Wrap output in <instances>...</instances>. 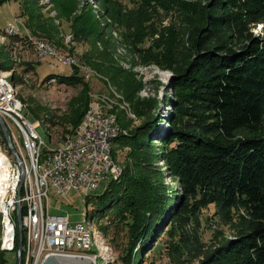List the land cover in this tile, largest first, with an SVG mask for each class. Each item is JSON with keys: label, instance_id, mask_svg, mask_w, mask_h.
<instances>
[{"label": "trees", "instance_id": "obj_1", "mask_svg": "<svg viewBox=\"0 0 264 264\" xmlns=\"http://www.w3.org/2000/svg\"><path fill=\"white\" fill-rule=\"evenodd\" d=\"M18 1L25 36L61 49L55 18L43 12L46 2ZM97 1L105 3L117 25L130 67L120 62L115 40L89 5L73 19L74 40L92 49L83 63L126 101H133L142 86L134 64L171 70L173 109L165 118L155 113L156 99H144L145 119L129 132L123 111L115 110L122 130L113 139L112 155L116 159V147L125 145L132 162L124 163L122 175L108 181L101 194L86 197L85 205L93 206L89 215L103 221L101 230L114 247L118 236L112 234L121 228V264H138L167 225L165 250L172 264H264V31H254L264 24V0H140L131 8L118 0ZM47 2L71 21L75 0ZM83 16L89 27L81 23ZM73 69L45 79L77 84L82 77ZM85 98L64 117L70 123L64 134L79 124L90 104L88 92ZM142 103L136 101L134 108ZM2 133L0 126L5 140ZM158 161L166 164L176 187L165 183ZM210 205L209 218L229 224L235 233L207 246L198 227ZM6 261L0 249V264Z\"/></svg>", "mask_w": 264, "mask_h": 264}, {"label": "built area", "instance_id": "obj_2", "mask_svg": "<svg viewBox=\"0 0 264 264\" xmlns=\"http://www.w3.org/2000/svg\"><path fill=\"white\" fill-rule=\"evenodd\" d=\"M88 5L92 7L99 26L115 40L120 62L129 67L130 58L121 44L117 25L106 10L100 8L97 0H89ZM6 32L17 34L18 29L11 24ZM28 39L38 55L54 58L59 64L77 67L85 80L98 75L88 66L81 65L74 56L56 53L51 45L40 38ZM50 66L53 68L54 64ZM134 68L139 74L151 70L161 74L162 83L171 74L154 64H134ZM151 77V74H147L145 79ZM162 83L158 85L161 89L164 88ZM148 88L144 86L140 89L139 95L148 97ZM109 89L89 92L90 104L77 127L56 146L49 147L23 113V104L17 98L14 85L0 69V116L14 148L12 151L6 140L3 142L5 147L2 149L0 146V188L6 190V193H0V249L6 254L10 253L5 264H42L47 255L83 257L93 264H96L97 257L103 260V264L110 260L111 250L102 243V235L94 230L93 216L89 215L87 209L82 212L81 220L71 221L68 213H49L48 204L50 189L56 196H65L76 190L86 193L88 197L102 182L117 180L121 176L123 169L112 155V142L122 130L115 110L126 107L123 97L111 87ZM49 134L51 137L50 131ZM18 216L21 236L17 227ZM19 238L23 240L21 253L18 251ZM92 244L97 247L98 253H90Z\"/></svg>", "mask_w": 264, "mask_h": 264}, {"label": "rangeland", "instance_id": "obj_3", "mask_svg": "<svg viewBox=\"0 0 264 264\" xmlns=\"http://www.w3.org/2000/svg\"><path fill=\"white\" fill-rule=\"evenodd\" d=\"M118 1L122 2L124 6L131 8L135 4L137 5L140 0ZM75 2L76 6L70 17L71 21L66 20L65 14L59 16L57 11L54 9L53 4L49 2H46V8L43 9V12L46 16L51 17L52 15V17L55 18L54 21L58 27V37L60 38L61 49L56 50L54 48L56 53L62 55L66 53L70 54L77 58L78 62L81 63V65H85L82 61V56L86 53H89L92 49L88 42H77L76 40H74L75 36L73 19L78 14L80 15L82 13V10L89 9L88 6L86 7L89 0H75ZM99 6L102 10H104V8L106 10L105 3L102 4L99 2ZM91 10L93 11V9ZM19 12L20 5L18 0H10L0 3V65L2 66L0 68L1 71L5 75H7L9 82L14 85L17 98L23 104V113L29 118L30 122L33 123L36 131L39 133L44 143L49 147H54L56 146V143L64 138V136L67 134H64V132H66L65 130L70 126V123L67 122L66 119L64 120V117L67 116L68 113L70 114L71 109L77 108L80 105L81 97L84 101H86L85 95L87 94V92L89 94V92L91 91H108L110 90V87L114 91H116V89L113 86L108 87V79H103V76H101L97 72L95 73L98 75L92 77V79L90 80H85L81 75L82 80L80 78L81 81L74 85L59 84L55 80L53 81L52 79H45L48 75L53 73L70 75L73 73L74 69L68 64L61 65L57 63L54 58L52 59L49 57H41L37 54L36 48L28 39L29 37L25 36V34L27 35L28 33L25 26L23 25L22 19L18 17ZM83 18L84 16L82 17L81 23H84L87 27H89L90 21H87V17L84 19ZM164 20L167 21L169 19L164 18ZM11 24L17 27V34H10L6 32V28ZM254 31L256 34H261L264 31V24L257 25ZM91 37L92 36L88 37V41L92 40ZM98 43L96 45L101 46L98 45ZM134 55L133 58L135 60L137 59V57L136 55ZM128 57L130 58L129 55ZM124 58L126 59L127 57L125 56ZM50 64H54L53 68L50 66ZM133 70L136 72L137 80L142 84L140 89L144 88V86L146 88L149 87L147 89L149 91L148 97L156 99L157 107L155 109V113L168 118V111H171L173 109L168 101L169 99H171L170 97L173 93V88L169 87V85L171 83V80L173 79L174 73L171 70H168L171 72L170 76L168 77L169 79H167L165 83H162L160 81L161 74L159 73L155 74L151 70L150 72L147 71L148 73L142 72L141 74H139L135 70V68ZM78 74H81L79 70ZM147 74H151L152 77L146 80L145 76ZM159 82L160 85L162 83L164 87L163 89H161V87H158ZM139 91L138 94L133 97V101H126L123 98V105H125L126 107L125 109H117L123 111V114L125 115V122H128V126L124 129V131L126 132L135 130L136 126L138 127L145 119V111L143 108L144 105L142 102L148 97H141L139 95ZM118 93L120 94V92ZM120 95L123 97L122 93ZM136 101L137 103H142L140 108H134V104ZM31 110L35 111L37 117H34L30 113ZM164 122L165 121L163 120L161 124L162 127L166 126ZM46 126H48V128ZM49 131L52 135L51 137ZM4 141L5 140L0 137V146L2 149L3 147H5V144H3ZM128 150V147H125V145L116 147V160L122 169L124 163L132 162L131 154H129L132 152ZM156 164L160 167L161 170L165 171V169L167 168L166 164L163 161H158L156 162ZM164 173L165 177L163 179L165 183L169 186L176 187L174 178L167 174L166 171ZM107 182L108 181L102 182L103 184L98 186V188L94 190L90 195L101 194L108 184ZM48 195V204L50 206L49 213H68L71 215V221L81 220L82 212L87 209L91 214L90 211L93 209V206H91V204H89L88 206L85 205L84 200L86 197V193L84 192L72 190L65 196H56L50 189ZM213 207L214 206L210 205V207L204 209L200 214L201 221L199 222L198 231L199 233H201V240L207 246L217 244L220 240H222V237L230 238L235 233L229 224H222V222H220L216 217L214 219L209 218L213 214ZM92 216V225L94 227V230L98 234L102 235L104 240V242L102 243L107 244L109 246V251L111 250V253L109 254L111 258L107 261V264H121L119 261V253L121 251L120 238L124 239L125 237L123 236L122 231H120L121 228L118 229V234H112V236H118V238L115 240V243H117L116 247H114L109 243V241H107L105 234L101 230L103 221L101 219H98L97 214H93ZM168 228V225L166 227H162L161 231L155 234V236L158 237H155L152 245L149 244L148 248L144 250L141 261L138 262V264H172L173 261H171L169 253L167 254L165 250L166 245L169 243L168 239L170 238L168 235ZM93 252L95 254L98 253V249L94 244H92V251L90 253ZM9 254L10 253H7L8 257L10 256ZM96 264H103V260L100 257H97Z\"/></svg>", "mask_w": 264, "mask_h": 264}, {"label": "water", "instance_id": "obj_4", "mask_svg": "<svg viewBox=\"0 0 264 264\" xmlns=\"http://www.w3.org/2000/svg\"><path fill=\"white\" fill-rule=\"evenodd\" d=\"M0 126L3 131L2 134H4L5 140L10 146V149L13 150V146L11 144L10 138L7 134V130L4 124V121L2 119V116H0ZM18 232L19 235L21 234V223H20V216H18ZM21 239L19 238V244H18V251L19 253L22 252L23 246L22 242L20 241ZM42 264H93L91 260L88 258H83V257H63V256H56V255H47L46 258L42 261Z\"/></svg>", "mask_w": 264, "mask_h": 264}, {"label": "bare ground", "instance_id": "obj_5", "mask_svg": "<svg viewBox=\"0 0 264 264\" xmlns=\"http://www.w3.org/2000/svg\"><path fill=\"white\" fill-rule=\"evenodd\" d=\"M61 65H62V64H61ZM22 109H23V108H22ZM2 119H3V118H2ZM3 121H4V120H3ZM4 124H5V122H4ZM5 127H6V125H5ZM6 130H7V129H6ZM7 133H8V130H7ZM13 150H14V148H13ZM13 150H12V151H13ZM1 178H2V177H1V174H0V182H1ZM118 179H119V178H118ZM112 181H113V180H112ZM4 182H6V181H4ZM3 184H4V183H2V186H3ZM5 191H6V190H5L4 187H1V188H0V193H1V192L6 193ZM88 197H89V196H88ZM87 199H88V198H87ZM17 227H18V225H17ZM20 236H21V234H20ZM20 239H21V238H20ZM20 241H21V240H20ZM21 242H22V241H21ZM18 244H19V242H18Z\"/></svg>", "mask_w": 264, "mask_h": 264}]
</instances>
